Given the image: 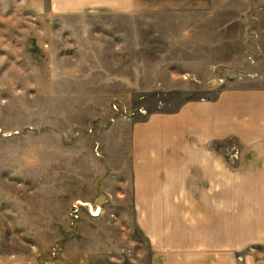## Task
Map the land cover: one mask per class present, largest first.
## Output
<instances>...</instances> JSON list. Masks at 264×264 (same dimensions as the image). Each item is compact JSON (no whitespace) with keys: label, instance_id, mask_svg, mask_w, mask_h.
Segmentation results:
<instances>
[{"label":"rangeland","instance_id":"374dc122","mask_svg":"<svg viewBox=\"0 0 264 264\" xmlns=\"http://www.w3.org/2000/svg\"><path fill=\"white\" fill-rule=\"evenodd\" d=\"M158 1L129 20L49 21L30 0H0V264H179L192 252L191 198L136 205L149 172L135 170L132 133L190 102L264 91V0ZM47 26L67 30L54 52L25 34ZM50 54L59 68L43 84L34 65ZM215 144L238 168L240 143ZM179 151L165 167L186 177L192 150Z\"/></svg>","mask_w":264,"mask_h":264},{"label":"crops","instance_id":"0c3cea01","mask_svg":"<svg viewBox=\"0 0 264 264\" xmlns=\"http://www.w3.org/2000/svg\"><path fill=\"white\" fill-rule=\"evenodd\" d=\"M158 2L156 6L169 3ZM27 3L36 19L49 21L90 14L129 20L153 6V0ZM66 33L64 28L47 26L25 34L36 37L38 49L47 46L54 52L56 37ZM23 46L13 51L19 56ZM34 68L41 83L48 84L59 65L50 54L46 60L38 59ZM43 68L50 72L43 74ZM138 129L132 133V160L136 171L140 169L136 166L144 164L149 174L141 179L138 173L135 178L136 205L142 197L148 208L168 196L191 198L184 202L191 207L192 252L179 253V264H264V144H254L264 139V91L223 92L215 101L190 102L174 114L153 115ZM231 138L241 149L236 169L216 152L217 141ZM183 149L192 150L193 171L186 177L172 175L165 166L179 164Z\"/></svg>","mask_w":264,"mask_h":264}]
</instances>
